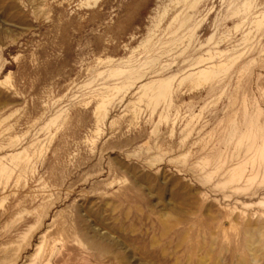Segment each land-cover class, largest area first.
<instances>
[{
    "label": "rangeland",
    "instance_id": "374dc122",
    "mask_svg": "<svg viewBox=\"0 0 264 264\" xmlns=\"http://www.w3.org/2000/svg\"><path fill=\"white\" fill-rule=\"evenodd\" d=\"M180 2L0 0V264H264V0H198L174 32ZM169 75L152 112L137 88Z\"/></svg>",
    "mask_w": 264,
    "mask_h": 264
},
{
    "label": "bare ground",
    "instance_id": "6f19581e",
    "mask_svg": "<svg viewBox=\"0 0 264 264\" xmlns=\"http://www.w3.org/2000/svg\"><path fill=\"white\" fill-rule=\"evenodd\" d=\"M184 7L183 11L178 14L179 19L177 20V28L174 32L178 30H184L185 24L190 18V15L186 12L187 8L193 7L198 0H180ZM176 15L174 16L173 20H176ZM258 27V23L255 24ZM192 30V29H191ZM187 31H189L187 29ZM184 37L183 35L178 36L175 41L182 40ZM174 41V42H175ZM173 42V43H174ZM146 52H150L146 56V58L139 62L138 64H127L123 68H114L109 71V75H115L116 73H124L127 72L128 75L124 77L123 80L113 83V84H104L100 88H98L97 93V101L95 106V115H97L98 119L97 122L106 116V107L108 103L116 97L121 90H128L137 80H139L142 75L146 74L147 72L154 73L157 72L155 69L156 60L160 57V47H154L152 44ZM206 56H201V58L197 61L199 62H208L213 59L214 55L210 51H206ZM220 64L212 63L209 64L206 68L200 69L198 72H191L187 75L183 76L180 81L183 79H187L192 85L199 84L202 80H207L208 78L214 77L220 68ZM175 75H169L166 77L151 79L141 85L138 86V101H144L147 106L151 107V111L153 112L158 106L164 104L165 106L170 105L172 101V91H173V78ZM135 88V87H134ZM136 89V88H135ZM100 118V119H99ZM48 127V126H47ZM10 161L13 162L15 165L20 164V162L28 163L30 161V155L25 154L23 156H19L18 154L14 157L10 158ZM245 163H242L237 166H233L229 169L226 183L236 184L240 182L246 175H245ZM8 168L5 162L0 158V175H4L8 173ZM255 175L251 172L244 180L248 183L254 181ZM243 180V181H244ZM233 190V189H232ZM264 202V201H263ZM45 264H52L50 261H47Z\"/></svg>",
    "mask_w": 264,
    "mask_h": 264
}]
</instances>
